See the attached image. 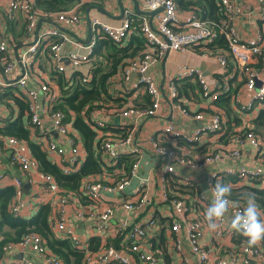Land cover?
<instances>
[{
    "label": "built area",
    "instance_id": "obj_1",
    "mask_svg": "<svg viewBox=\"0 0 264 264\" xmlns=\"http://www.w3.org/2000/svg\"><path fill=\"white\" fill-rule=\"evenodd\" d=\"M71 1L72 5L65 10H47L38 7L34 0H0V52L4 54L0 58V118L7 117L13 110L3 101V91L15 88L26 100L27 120L24 124L40 149L65 175L76 172L85 159L86 151L71 120H68L63 110L53 108L60 96V88L57 83L53 84V80L58 73H62L70 83L77 78L86 82L92 77L94 50L101 35L122 45L133 33H138L145 41V48L125 59L119 80L124 90H139L147 96L148 101L128 106L120 113L133 116L136 120L154 117L166 99L173 107L179 108L184 117L201 120L203 123L192 133H186L173 122H168L149 135L147 144L139 145L134 142L132 131L123 136L104 132L107 126L105 120L99 118V112L91 111L88 124L96 132L95 139L99 141L98 151L103 157L105 175L84 177L77 195L74 192L67 193L53 175L39 169L38 161L23 139L14 135H0V151L6 152L9 164L18 171L10 178L14 186V196L9 207L11 214L21 216L23 211L33 209L34 203L41 201L46 194L52 199L54 230L68 237L75 248L84 250V264H159L161 258L148 245V230L157 226L158 222L153 214L145 219L139 218L150 202L148 180L138 175L141 153L148 147L160 160L158 200L171 207L168 215L169 243L178 255L175 264H264V247L260 244L249 247L246 240L240 239L242 235L230 227L231 218L245 206L241 201L229 207L228 214L223 221L218 222L220 226L216 230H210V244L203 240L207 224L205 213L211 203L210 189L217 183L215 174L208 176V198L197 191L194 198L198 203L201 200V213L194 216L188 215L192 206L189 197L182 195L178 189L179 182H175L172 175L166 176L167 173L175 174L177 165L202 168L221 158L237 159L246 145L257 151L261 149V141L249 126L230 132V139L222 150H209L198 158L185 154L180 148L181 142L177 144V141L197 145L206 134L217 137L223 134L226 128L225 111L215 101L222 93H230L232 100L235 98V78L241 80L248 95L245 101L237 105L241 113L246 114L259 104L264 106L262 30L255 27L251 36H241L235 20L244 9L237 0H218L221 14L217 21L202 19L193 11L180 10L176 0H138L141 13L126 7L119 24L106 23L98 18L88 20L89 35L85 40H80L70 29L79 24L81 19L78 8L88 0ZM254 3L252 14L256 19L264 20V0H254ZM159 8L161 10L150 19L143 13ZM133 16L140 17L138 23H133ZM221 36L226 41V49L215 47ZM209 45L211 48L207 47ZM195 46L201 49L202 54L213 56L218 62L220 74L217 84L210 85L201 68L182 66L175 74L168 76L165 82L167 93L163 95V87L156 80L153 68L168 51H185L195 49ZM41 57L45 59L44 63ZM183 78L198 84L200 94L210 101L211 109L208 112L193 111L182 106L178 80ZM56 136H60L63 142H59ZM168 136L175 140L174 144L166 142ZM121 155L132 156L127 174L118 169H109L116 165ZM225 172L238 177L239 182L256 179L262 181L264 160L255 166L241 164L229 167ZM34 176L38 178L40 192H44V196L25 193V182L30 183ZM133 177L138 179L133 197L121 195L102 210H96L95 205L101 202L104 194L124 191ZM183 183L195 189L192 180L185 179ZM79 194L88 199L93 207L85 210L81 205L75 206V219L88 218L94 221L97 234L106 236L108 233L111 239L96 249L90 248L89 243L83 240L69 222L67 207L77 202ZM116 207H121L126 215L113 222ZM226 235L230 239L226 249L211 245L212 241ZM5 249L9 254L13 249L33 254L44 264H64L36 232L25 234L19 242L10 243ZM19 264L33 262L22 257Z\"/></svg>",
    "mask_w": 264,
    "mask_h": 264
},
{
    "label": "crops",
    "instance_id": "obj_2",
    "mask_svg": "<svg viewBox=\"0 0 264 264\" xmlns=\"http://www.w3.org/2000/svg\"><path fill=\"white\" fill-rule=\"evenodd\" d=\"M237 1L243 6L244 9L243 13L235 20V25L241 36H251L255 30V27H259L264 33V20H258L256 19L255 15L252 14L254 12L255 6L254 0ZM126 7L130 8L133 12H142L140 11L138 0H88L78 8L81 20L78 25L70 29V32L78 39L85 40L89 35L88 20L98 18L99 20L106 23L119 24L121 17L123 16V9ZM147 16L150 19V16ZM124 43H127V41ZM195 47L197 49L191 48L185 51H168L164 54L163 58L158 61L155 68H153V74L156 77V80L160 86L163 87V95L167 93L165 82L168 79V76L170 74H175L179 67L182 66L201 68L209 84L212 86L217 84V78L220 74L218 62L213 56L202 54L203 52L200 48H198V46ZM41 61L44 63L45 59L41 57ZM262 71L264 72V67ZM120 72L121 66L118 68L116 73L109 77L107 91L110 95H112V97L121 98L123 103L118 104L117 102H113L112 98H104L99 102L104 106L102 108L93 109L99 112V118L105 120L106 125H109V129H105L104 132H108L114 136H121L124 133L127 134L128 132L132 131L134 134V142L138 143L139 145H143L147 144V139L151 133H154L157 129L161 128L168 122H173L176 127L186 133H192L197 127L202 125L203 122L201 120L184 117L181 114V110L177 107H173L166 99L163 100L161 109L154 117L140 118L136 120L130 115L123 116L120 111L128 106L141 103L143 95L139 90H124L121 81L119 80ZM188 81L190 82L188 83L189 86L187 88L188 95L181 94L179 92L180 99L183 104L182 106L193 111L208 112V110L211 109L209 99L203 97L200 94L199 86L192 88V86L196 84L194 81H191V79ZM240 81L241 80H239V78H235L233 82L235 88V98L233 100L232 98L229 100L230 113L225 112V130L227 129L229 132H236L242 129L244 126L251 127L262 143L261 149L257 151L252 146L246 145L243 148L242 155L237 159L221 158L218 162L208 164L202 168H188L187 166L177 165L175 174L167 173L166 176L172 175L171 177L174 178L175 182H179L180 186H178V189L181 191V194L189 197V201L192 206L188 213L189 216H194L201 213V200L198 203L194 197H196L197 191H199L200 194L204 196V198L209 197L208 176L210 174H215L217 182L230 184L231 187L234 185H242L247 182L253 185L251 180L239 182L238 177V180L233 182L231 178L234 176L226 173L225 169L229 167H237L241 164L255 166L264 160V125H257L253 120L258 115L260 109L264 106L259 104L254 110H251L246 114H243L239 111L237 107L238 103L245 101L248 96L247 92L243 88V83ZM56 83L54 78L53 84L57 85ZM56 137L59 142H63L60 136ZM79 139L83 146L80 136ZM174 141L175 140L172 137H167L166 142L168 144H174ZM179 142H181L180 148L183 150V152H185V154L193 158H198L209 150H222V148L227 143V138L225 135L217 137V135L214 134H206L202 137L201 142L197 145H188L182 141H177V144ZM0 173L3 175L0 177V186L12 185L10 178L18 173L17 169L9 164V159L5 151H0ZM160 174L161 168L159 158L150 150V148H145L141 153V166L138 175L145 177L148 180V193L150 202L146 206L145 213L140 214L139 218L145 219L150 214L154 215L158 225L148 230V245L151 246L155 253L161 258L159 264H175L178 255L172 249L169 243L168 215L171 211V207L169 204L158 200V193H160ZM185 179L192 180L195 185V189H192L190 186L183 183ZM137 183V177H133L130 180V184L124 191L104 194L101 202L95 205L96 210H102L107 204L111 203L113 200H116L121 195L124 197H133V191ZM259 186H264V180L260 182ZM40 191L41 189L39 180L36 176H34L32 181L29 183L28 190H25V193H39L41 196H44L45 193ZM77 197V202H72L67 207L69 222L73 225L75 231L83 238V240L89 243L90 247H97L101 246V243L110 242L111 239L108 233L106 236L97 234L94 221H91L88 218H83L81 220L75 219L73 215L75 206L81 205L85 210H89L93 207V204H91V202L85 197L80 196V194ZM51 200L52 199L47 197L45 194V197H43L41 201L34 203L33 209L31 208L23 211L21 216L27 218L34 215L40 203H49L52 207ZM260 212L262 213L261 219H264L263 211L260 210ZM125 215L126 213L121 207H116L112 221L117 222L124 218ZM56 233L57 238L62 237L61 234L58 232ZM203 240L210 244L211 235L208 223L204 228ZM228 244H230V239L227 235L220 240H214L211 242V245L214 248L219 247L221 250L226 249ZM260 245L264 247V241H262ZM22 257L31 259L33 264H44L40 258L34 256L33 254L27 252L24 253L17 249H13V251L8 255V262H15L19 264V261Z\"/></svg>",
    "mask_w": 264,
    "mask_h": 264
},
{
    "label": "trees",
    "instance_id": "obj_3",
    "mask_svg": "<svg viewBox=\"0 0 264 264\" xmlns=\"http://www.w3.org/2000/svg\"><path fill=\"white\" fill-rule=\"evenodd\" d=\"M34 1L38 7L47 10H65L72 5L71 0ZM176 3L180 10L193 11L202 19L217 21L220 18L221 12L218 0H176ZM133 18L134 24L140 20L138 16H133ZM13 35L16 37L15 33ZM215 44L217 49L227 48L226 41L222 36L218 38ZM207 47L211 48V45ZM144 48L145 41L138 33H133L127 43L122 45L115 44L106 36L101 35L94 50L92 77L89 80L84 82L77 78L70 83L62 73H58L55 77L60 88V96L59 101L54 103L53 108H60L67 115L68 120H71L72 127L82 139L86 151L85 159L76 172L65 175L59 166L50 161L40 149L33 136L30 135L28 127L24 124L27 120L26 100L15 88L5 89L2 94L6 106L13 107V110L11 109L7 117L0 118V135H14L23 139L27 143L31 154L38 161L39 169L53 175L59 186L67 193L74 192L77 195L84 177L96 174L105 175L103 157L98 151L99 141H96V132L88 124L91 111L94 108H102L104 105L99 102L104 98H112V101L118 104L123 103L121 98L112 97L107 91L109 77L118 71V68L127 57ZM3 55V52H0V58ZM188 80V78L178 80V90L181 94H187L188 83H190ZM196 86L198 87L197 83L192 88ZM229 100L230 93H222L215 103L223 108L225 112L230 113ZM147 101V96L143 95L141 103L145 104ZM253 120L257 125H264V107L260 109ZM105 129H109V125ZM123 135H126V133L121 136ZM223 135H225L228 142L230 139L229 130H224L221 136ZM131 162V155H121L117 158L116 165L109 167V169H118L127 174ZM231 179L233 182L238 180L237 177ZM252 182L253 185L247 182L231 187L230 198L245 204L242 196L246 193H255L259 210L264 213V186H259L261 180L256 179ZM13 196V185L0 186V264H17L8 262L9 252L5 248L10 243L19 242L29 232L38 233L49 250L59 256L64 264H84L85 252L83 249L75 248L72 241L66 236L57 238V233L53 227V211L49 203H40L36 213L30 217H15L9 209ZM240 239L246 240L243 236ZM90 248L96 249L98 246Z\"/></svg>",
    "mask_w": 264,
    "mask_h": 264
},
{
    "label": "clouds",
    "instance_id": "obj_4",
    "mask_svg": "<svg viewBox=\"0 0 264 264\" xmlns=\"http://www.w3.org/2000/svg\"><path fill=\"white\" fill-rule=\"evenodd\" d=\"M208 191V190H206ZM211 191V203L206 209L205 220L210 230H216L229 212L230 206L238 202L229 199L232 188L230 184L217 182ZM245 206L231 218L230 227L246 238L249 247L256 246L264 241V219L259 210L255 193H246L242 196Z\"/></svg>",
    "mask_w": 264,
    "mask_h": 264
},
{
    "label": "water",
    "instance_id": "obj_5",
    "mask_svg": "<svg viewBox=\"0 0 264 264\" xmlns=\"http://www.w3.org/2000/svg\"><path fill=\"white\" fill-rule=\"evenodd\" d=\"M138 10V9H137ZM161 8L157 9V10H153V11H148V12H143L145 15H149L150 17H152L155 13H157L158 11H160ZM24 188L27 191L29 188V183H25L24 184Z\"/></svg>",
    "mask_w": 264,
    "mask_h": 264
},
{
    "label": "rangeland",
    "instance_id": "obj_6",
    "mask_svg": "<svg viewBox=\"0 0 264 264\" xmlns=\"http://www.w3.org/2000/svg\"><path fill=\"white\" fill-rule=\"evenodd\" d=\"M43 62V61H42ZM55 83H56V81H55ZM59 93V92H58Z\"/></svg>",
    "mask_w": 264,
    "mask_h": 264
}]
</instances>
